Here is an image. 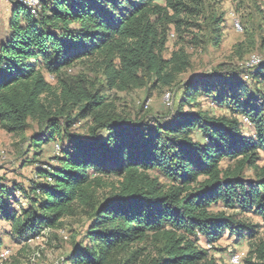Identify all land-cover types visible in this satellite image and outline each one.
<instances>
[{"label": "trees", "instance_id": "16d2710c", "mask_svg": "<svg viewBox=\"0 0 264 264\" xmlns=\"http://www.w3.org/2000/svg\"><path fill=\"white\" fill-rule=\"evenodd\" d=\"M229 1L41 0L36 15L15 3L0 48V127L23 136L35 123L37 156L63 144L56 166L36 169L42 182L12 190L0 178V223L15 241L78 219L71 264H222L209 247L228 235H248L246 264H264L260 226L238 220L264 224V61L245 63L257 41L184 80L191 51L221 47ZM144 90L171 93L168 117L119 109L118 94Z\"/></svg>", "mask_w": 264, "mask_h": 264}, {"label": "rangeland", "instance_id": "374dc122", "mask_svg": "<svg viewBox=\"0 0 264 264\" xmlns=\"http://www.w3.org/2000/svg\"><path fill=\"white\" fill-rule=\"evenodd\" d=\"M223 11L226 13L227 23L225 39L221 47L210 46L207 51H191L195 70L185 76L184 80L208 73L217 65L229 62L235 45L248 43L249 39L257 41V46L251 55L246 56V65L253 67V63H255L256 66H259L264 61V50L260 48L262 39H264V0H230L223 5ZM247 30L248 33H245ZM6 36V32L1 27L0 41L5 40ZM176 40V38L170 40L169 51L173 50ZM169 93L168 91H153L149 94L145 90L121 93L117 95L116 103L119 109L129 113L132 118L149 115L150 119H164L169 116L175 105L174 102L172 103V95ZM168 95H170V100L167 99ZM203 109L214 116L227 115L224 110L208 101L203 102ZM40 131L41 129L35 123L23 136L11 135L0 127V178L4 179L12 190L15 183L27 187L30 181L42 182L43 180L37 178L36 169H46L58 164L56 158L61 154L62 143L53 142L44 146L38 156L30 147V139ZM81 131L84 130L81 128ZM244 132L248 136L254 134V130L248 126L244 127ZM57 146L60 148L58 149ZM20 203L27 205L23 199H20ZM228 213L239 215V212ZM238 220L260 226L259 237H264V224L260 218L254 215H240ZM82 225L81 220L69 219L66 221L64 230L65 234L69 235L68 240L64 239L65 236L60 231L59 233H47L43 238L25 244L15 241L8 233L9 228L4 223H0V229L4 235L8 236L3 250L12 251L9 259L5 262L0 261V264H56L57 262L71 264L70 259L75 246L72 239V235L75 233L73 231L80 232ZM77 241H82L81 235ZM250 244L251 239L248 235H243L240 238H230L228 235L209 249L212 257L219 263L232 264V258L241 255V264H246V259L250 255Z\"/></svg>", "mask_w": 264, "mask_h": 264}, {"label": "built area", "instance_id": "2783aa9c", "mask_svg": "<svg viewBox=\"0 0 264 264\" xmlns=\"http://www.w3.org/2000/svg\"><path fill=\"white\" fill-rule=\"evenodd\" d=\"M17 3L27 7L32 14L36 15L38 13V11L40 10L41 7V0H16ZM239 27V25H238ZM240 28V27H239ZM255 65V63H253ZM253 65V67H254ZM256 66V65H255ZM167 99L170 100V95L167 96ZM57 148L59 149L60 147L57 146ZM62 234H64V239L68 240V236L65 234V231L63 230L61 232ZM12 251L9 249H5L1 252L0 254V261L5 262L9 259V257L11 256ZM242 259H241V255H236L232 258L231 263L232 264H241ZM56 264H62L61 262H57Z\"/></svg>", "mask_w": 264, "mask_h": 264}, {"label": "crops", "instance_id": "0c3cea01", "mask_svg": "<svg viewBox=\"0 0 264 264\" xmlns=\"http://www.w3.org/2000/svg\"><path fill=\"white\" fill-rule=\"evenodd\" d=\"M15 3L16 0H0V28L2 27L7 35L5 40L0 41V48L10 39L11 33L9 31V23L11 21ZM6 239H8V236L4 235L2 232V240L4 244Z\"/></svg>", "mask_w": 264, "mask_h": 264}]
</instances>
